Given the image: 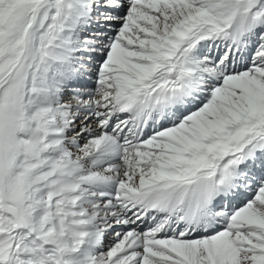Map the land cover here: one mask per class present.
Returning a JSON list of instances; mask_svg holds the SVG:
<instances>
[{"label": "snow or ice", "instance_id": "obj_1", "mask_svg": "<svg viewBox=\"0 0 264 264\" xmlns=\"http://www.w3.org/2000/svg\"><path fill=\"white\" fill-rule=\"evenodd\" d=\"M0 264H264V0H0Z\"/></svg>", "mask_w": 264, "mask_h": 264}]
</instances>
